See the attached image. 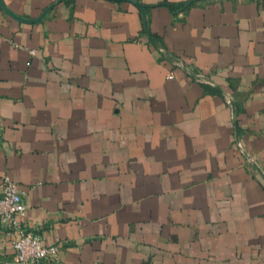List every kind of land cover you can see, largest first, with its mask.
<instances>
[{"label":"crops","instance_id":"0c3cea01","mask_svg":"<svg viewBox=\"0 0 264 264\" xmlns=\"http://www.w3.org/2000/svg\"><path fill=\"white\" fill-rule=\"evenodd\" d=\"M6 175L33 264H264V0H0Z\"/></svg>","mask_w":264,"mask_h":264},{"label":"built area","instance_id":"2783aa9c","mask_svg":"<svg viewBox=\"0 0 264 264\" xmlns=\"http://www.w3.org/2000/svg\"><path fill=\"white\" fill-rule=\"evenodd\" d=\"M160 50L165 60L175 67L193 74L197 81L211 82L203 74L192 73L182 58L168 53L164 48H160ZM30 54L35 55L36 50H30ZM173 76L174 74L171 73L168 78H173ZM240 150L249 157L243 149L240 148ZM26 211L27 205L23 191L19 189L17 183L9 175H6L0 192V225L11 240L16 262L19 264H33L55 259L59 251L58 245L45 243L39 233L31 231L25 226Z\"/></svg>","mask_w":264,"mask_h":264},{"label":"water","instance_id":"95a60500","mask_svg":"<svg viewBox=\"0 0 264 264\" xmlns=\"http://www.w3.org/2000/svg\"><path fill=\"white\" fill-rule=\"evenodd\" d=\"M154 41V43H156L157 41L156 40H153ZM157 45H158V43H156Z\"/></svg>","mask_w":264,"mask_h":264}]
</instances>
